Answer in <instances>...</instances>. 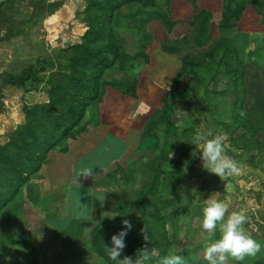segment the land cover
I'll return each instance as SVG.
<instances>
[{
    "label": "rangeland",
    "instance_id": "obj_1",
    "mask_svg": "<svg viewBox=\"0 0 264 264\" xmlns=\"http://www.w3.org/2000/svg\"><path fill=\"white\" fill-rule=\"evenodd\" d=\"M56 1H66L68 10L56 2L57 7L49 8V18L26 27L27 33L10 37L8 27L13 25L16 32L20 20L10 18L9 5L0 6V33L9 38L0 41V75L16 80L43 53L53 58L55 48L78 44L87 29L86 17L95 24L97 9L90 7L85 12V0ZM40 8L42 15L46 6ZM97 19H106L108 24L103 28L104 37L88 42L89 46L116 45L118 56L100 69L101 77L94 80L101 86L100 94L86 105L82 119L69 133L66 150L55 147L48 152L67 154L70 147L75 158L72 166L80 179L74 172L69 185L49 179L61 168L49 166L47 154L41 168L27 179L31 182L26 181L0 209V264H93L94 256L102 257L104 264H116L107 259L105 245H111V236L123 227L125 219L132 228L121 258L133 257L143 248H156L161 257L181 254L185 264H209L204 248L219 233L201 230L205 199L230 188H225L216 174L203 172L206 169L201 167L199 150L191 143L197 134L225 135V154L238 168H246L248 182L256 181L255 173L264 170V0H124L111 19L101 12ZM41 24L46 25L39 27ZM48 37L50 40L42 43ZM76 49L69 54L61 52L56 60L59 65L49 63L45 79L60 69L63 75L55 79L64 85V73L70 72L64 67L65 57ZM16 84L6 81L0 90V151L6 146L8 153L16 152L12 138L26 124L24 106L43 102L47 94L44 97L42 91L50 89L43 82L39 83L42 91L23 92ZM26 84L30 86L29 81ZM72 89L64 85L52 94L68 99L73 93L75 98L78 90ZM113 135L112 167L95 169L91 179L83 178L81 146L94 144L96 138H102L103 143ZM4 166L0 157V177L8 168ZM260 180L264 184V176ZM253 188V184L241 187L239 196L256 198L258 192ZM5 190L0 178V198ZM21 194L33 196L37 206L25 210L29 217L24 220L16 216ZM105 196L106 205L91 210L93 232H100L95 245L93 237L85 245L74 240L84 236L63 230L53 234L46 224L52 215L51 203L64 215L70 197L80 208L81 201L96 203ZM233 212L238 211L235 208ZM251 213L248 216L253 219L246 220L243 228L262 245L261 251L242 261L229 257L226 264L264 263L263 238L257 235L258 219ZM79 222L75 226L84 225L81 219ZM43 233L46 238L42 241L47 242L39 250ZM60 243L63 246L57 249ZM150 264H160L159 258Z\"/></svg>",
    "mask_w": 264,
    "mask_h": 264
},
{
    "label": "trees",
    "instance_id": "obj_2",
    "mask_svg": "<svg viewBox=\"0 0 264 264\" xmlns=\"http://www.w3.org/2000/svg\"><path fill=\"white\" fill-rule=\"evenodd\" d=\"M123 1L85 0L87 4L85 12H88L90 7H95L98 13H94L95 24H92L91 21L93 20H89L87 17L85 18V23L87 24L84 25L87 29L80 36L81 41L78 44H71L69 49H67L68 47L57 50L55 48L53 58L43 53L36 59V64L31 63L25 72H23V75L16 80H13L10 75L11 82L9 83H17L16 86L23 89V92L29 90L39 91V83L43 82L47 86L49 85L50 89L40 90L44 93V97L45 93L47 94L43 102L33 105L30 108L24 106L23 109H25L27 116L26 124L19 130V134L12 138L11 143L13 147H16V152L8 153V147L6 146L2 147L0 151L2 163L5 165L4 168L8 167L3 170L5 171V176L0 177L1 181L3 179L7 187V190L3 192L0 198V209L6 206L7 202L18 193L20 187L25 184L27 179L41 168L51 149L56 147L61 151L66 150V139L82 119L86 105L93 99L98 98L101 86L98 81L94 80L101 77L103 72L100 69L112 63L118 56V52L116 45L104 44L100 47L91 48L88 42L104 37L103 28L107 26L106 24L108 22H106V19L98 21L99 12H101L102 16L107 15V18L111 19L115 10L120 7ZM76 48L78 49L77 52H74L70 57H65L67 63L64 64V67L70 72L69 74L64 73L65 76H63V79L65 80L64 85L69 87L71 91L73 90L72 88L78 90L77 94L75 98H73V93L68 99L57 98L52 92L60 90L64 85L60 80H56L55 77H60L63 73L59 72L60 69H58L56 72H50L48 78L45 79L44 72L47 66H49V63L50 65L57 63L61 52L69 51V54ZM57 64L59 65L60 62ZM59 67L61 68V66ZM73 72L76 74H73ZM232 78L234 79L236 76L234 75ZM28 81L30 83L29 87L26 84ZM233 94L237 100L238 94L235 91ZM235 108L236 101L234 104ZM235 113L237 118L239 114L236 109ZM238 120L241 124L244 122L241 118ZM42 131H44V134L41 133ZM4 151H7V153ZM169 181L172 182V179H169ZM99 235L100 232H93L94 245L99 241Z\"/></svg>",
    "mask_w": 264,
    "mask_h": 264
},
{
    "label": "crops",
    "instance_id": "obj_3",
    "mask_svg": "<svg viewBox=\"0 0 264 264\" xmlns=\"http://www.w3.org/2000/svg\"><path fill=\"white\" fill-rule=\"evenodd\" d=\"M43 1L44 0H40V1L39 0H16L14 2V0H0V6L7 4L12 8L10 11V18L13 20H20V21H16L17 23L16 27L18 29L16 32H13V29H14L13 25L11 27H8L7 32L9 33V37L15 36V35L19 36L20 34L27 33L26 27L30 25H34V24L37 26V24L39 25L41 19L49 18L51 16L49 8L52 6L57 7L55 5L57 1L56 0H49V2L48 1L43 2ZM57 3L60 4L58 7L63 6L62 8L64 10L65 9L68 10L66 8L67 7L66 1H63L62 4L59 2ZM41 6L43 7L46 6V11L44 13L45 16H43L44 15L43 13L41 15V11H40ZM53 12H54V9L52 13ZM45 25L46 24H41V26L39 27H44ZM55 33L52 36H54ZM2 36L3 35H1L0 33V41H3L4 39L9 41L8 36L6 38L5 37L3 38ZM47 39L50 40V37L42 39L43 41L42 43H45ZM47 56L49 55L47 54ZM243 107H244V104H243ZM258 110H262V109H258ZM97 133H100V132H97ZM107 138L105 139L103 143H102V138H96L94 141V144L89 142L88 144L81 146L80 163L82 165V171H84L85 173H88V175H83L82 176L83 178L87 177L88 180L91 179L93 171L95 169L105 170L107 169L108 166L112 167V163L114 161L113 157L115 153V150L113 148V139H115L116 136L115 135L111 136L109 140ZM121 149H122L121 144L117 145L116 153H118V155L121 153ZM68 150L69 151L67 152V154L58 153L56 151H51L48 154L49 155L48 165L55 166L56 169L61 168L60 173H55L54 175L53 173H51L49 176V179L55 182H59L63 186L67 185L66 183H68L69 185L70 183L74 181V177H73L74 174L77 176L78 179H80V176L77 175L76 172H74V168L72 166V164L75 163V158L72 155V149L69 147ZM69 156H72L73 158L72 159L70 158L69 160ZM263 171L260 170L259 172L258 170V172L255 173V176H257L256 178L257 180L250 181V182H248L249 178L245 177V174H244L246 172V168H238V171L235 174L226 173L223 177L219 179V182L222 183V185H224L225 188L227 187L230 189H228V191L226 190L225 193L214 192L215 194L213 196L225 201L226 204L230 203L228 205L229 207L228 214L233 212V209L236 208L238 212H241V211L245 212L247 215V220H248L250 218L253 219V217L248 216V214L252 212L251 215H255L256 218L258 219L257 221H258L259 232L257 235L263 238L262 243L264 244V214H263L264 213V184L262 183V180H260V177L264 176ZM203 172L209 173V171H206V170ZM27 182L30 183L31 178ZM252 184L254 185L253 189H255L258 192V194H256V198L251 199V200H247L246 198H243V197L241 198L239 196L240 193L238 192V190L243 186L252 185ZM40 195L44 197L41 194V192H40ZM21 197H22V200H21L20 212H18V209H19L18 207L16 216H17V219L22 217V219L24 220V218L29 217L25 215V210L28 208L35 209L37 206L33 199V196H24V194H21ZM107 202H108V198L105 196V197H101L99 201H96V203L93 201H89L87 203L81 201L79 202L80 208H78L76 202H73L72 197H70V208L69 210H67V212H64L65 213L64 215L60 214L59 211L54 210L53 208L55 207L53 203H51L50 212L52 213V215L50 216L51 218L48 219L50 220V222L46 224H48L52 228L51 231L53 234L55 230H57L56 232L63 230V232L66 234L71 233L74 235L80 234L84 236V237H78V238L76 237L74 238V240L76 242L77 241L84 242V244L86 245L88 242L90 243V240L92 239V235H93L94 226L92 227V224H91L93 220L92 215H91V210L94 207L101 209L102 207L106 205ZM253 203L255 207L252 206ZM75 205H76V208H75ZM55 206H57L56 202H55ZM79 219H81L82 224L84 221L83 226H81L80 224L75 226L74 223H80ZM246 231L248 230L246 229ZM43 234L45 235L41 237V241L39 240V244H40L39 250L42 248L41 244H43L44 242H47L46 240L42 241V239L46 238V233H43ZM81 238L82 240H80ZM72 243H73V239H71V244ZM56 246H57V249H60V247L62 248L63 245L60 243V244H56ZM259 261L261 262H257L256 264H264L263 260H259Z\"/></svg>",
    "mask_w": 264,
    "mask_h": 264
},
{
    "label": "clouds",
    "instance_id": "obj_4",
    "mask_svg": "<svg viewBox=\"0 0 264 264\" xmlns=\"http://www.w3.org/2000/svg\"><path fill=\"white\" fill-rule=\"evenodd\" d=\"M226 140L227 137L222 134H197L193 137L194 142L191 143L199 150L201 167L220 178L226 173L235 174L238 171L236 162L225 154ZM228 213L229 207L225 201L215 196L205 199L201 230L205 234L219 233L218 238L214 242H207L204 248V259L209 264H226L229 257L242 261L245 257H253L261 251L262 245L246 234L243 228L247 220L246 213L242 211ZM122 224L123 227L111 236V245H105L108 260L116 264H150L153 259L159 258L160 264H185L181 254L169 253L161 257L156 248L151 250L143 248L137 250L133 257L121 258L122 251L126 247L125 238L132 228V224L126 219ZM93 264H104V260L102 257L94 256Z\"/></svg>",
    "mask_w": 264,
    "mask_h": 264
},
{
    "label": "water",
    "instance_id": "obj_5",
    "mask_svg": "<svg viewBox=\"0 0 264 264\" xmlns=\"http://www.w3.org/2000/svg\"><path fill=\"white\" fill-rule=\"evenodd\" d=\"M7 81V82H11V77L10 75L8 74H2L0 75V90L2 89V87L4 86V81ZM1 108H2V105H1V102H0V111H1Z\"/></svg>",
    "mask_w": 264,
    "mask_h": 264
},
{
    "label": "flooded vegetation",
    "instance_id": "obj_6",
    "mask_svg": "<svg viewBox=\"0 0 264 264\" xmlns=\"http://www.w3.org/2000/svg\"><path fill=\"white\" fill-rule=\"evenodd\" d=\"M5 82H6V80L4 81V85H5Z\"/></svg>",
    "mask_w": 264,
    "mask_h": 264
}]
</instances>
